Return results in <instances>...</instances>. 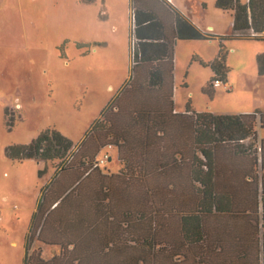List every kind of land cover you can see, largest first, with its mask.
I'll list each match as a JSON object with an SVG mask.
<instances>
[{"label": "trees", "instance_id": "obj_1", "mask_svg": "<svg viewBox=\"0 0 264 264\" xmlns=\"http://www.w3.org/2000/svg\"><path fill=\"white\" fill-rule=\"evenodd\" d=\"M232 15L203 89L226 82L222 41L249 30L264 41V0H215ZM128 77L82 141L52 129L6 156L50 162L23 264H264V112H174L177 39H212L164 0H129ZM264 75V54L256 56ZM8 116L7 111L5 112ZM257 126V127H256ZM116 149L119 171L94 160ZM40 172L39 175H41ZM33 243L38 245L32 249ZM44 248L58 249L44 259Z\"/></svg>", "mask_w": 264, "mask_h": 264}, {"label": "rangeland", "instance_id": "obj_2", "mask_svg": "<svg viewBox=\"0 0 264 264\" xmlns=\"http://www.w3.org/2000/svg\"><path fill=\"white\" fill-rule=\"evenodd\" d=\"M130 27L129 0H0V264H23L40 191L54 175L50 162L12 161L6 149L29 144L46 129L78 145L127 80ZM218 43L177 39L173 102L182 111L189 103L215 115L264 112V75L255 61L264 41L224 40L229 88L223 82L211 96L203 93ZM104 156L98 169L117 174L116 149H102L94 163ZM57 254L44 248L42 257Z\"/></svg>", "mask_w": 264, "mask_h": 264}, {"label": "crops", "instance_id": "obj_3", "mask_svg": "<svg viewBox=\"0 0 264 264\" xmlns=\"http://www.w3.org/2000/svg\"><path fill=\"white\" fill-rule=\"evenodd\" d=\"M247 0H245L246 3ZM176 9L186 17L202 33L210 35L212 39L228 37L232 29V15L230 12H223L215 7V0H174ZM216 8V9H214ZM228 17L227 21L225 20ZM207 19L210 21L207 22ZM206 21V23H205ZM227 26V27H226ZM226 27V31L223 29ZM211 40V39H210ZM253 40V39H252ZM223 42V41H222ZM232 49H230V52ZM259 55V54H257ZM256 55V56H257ZM255 56V59H256ZM214 60V59H213ZM212 62L211 60L209 63ZM227 89L229 88L226 81ZM174 112L183 114L176 103H174ZM197 112V111H195ZM247 114V113H245ZM257 132V130H256ZM257 140L260 141L257 135Z\"/></svg>", "mask_w": 264, "mask_h": 264}, {"label": "built area", "instance_id": "obj_4", "mask_svg": "<svg viewBox=\"0 0 264 264\" xmlns=\"http://www.w3.org/2000/svg\"><path fill=\"white\" fill-rule=\"evenodd\" d=\"M168 5H170L171 7L173 8H176L175 7V4H174V0H164ZM238 36L240 37H256L257 34H255L253 31L249 30L248 32H242V33H239ZM214 85L215 86H218V85H223V82L221 80H215L214 81ZM108 148H110V146H108ZM108 156H104L103 159H100L98 160L96 163H95V166H99L101 164H103L106 160H107Z\"/></svg>", "mask_w": 264, "mask_h": 264}]
</instances>
